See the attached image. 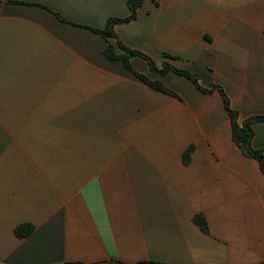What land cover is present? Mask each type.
I'll list each match as a JSON object with an SVG mask.
<instances>
[{
  "label": "crops",
  "instance_id": "obj_1",
  "mask_svg": "<svg viewBox=\"0 0 264 264\" xmlns=\"http://www.w3.org/2000/svg\"><path fill=\"white\" fill-rule=\"evenodd\" d=\"M128 1L0 0V264H264V173L215 87L240 125L264 116V0H143L115 26L211 89L131 59L177 96L105 57L91 28ZM252 128L264 161V121Z\"/></svg>",
  "mask_w": 264,
  "mask_h": 264
},
{
  "label": "trees",
  "instance_id": "obj_2",
  "mask_svg": "<svg viewBox=\"0 0 264 264\" xmlns=\"http://www.w3.org/2000/svg\"><path fill=\"white\" fill-rule=\"evenodd\" d=\"M143 0H129L128 5L130 8V15L124 18L120 17H110L108 18L104 28L102 29H96L91 28L93 31L98 33L103 40L106 42V46L104 48V55L105 57L111 61V62H121L127 70L132 72L135 76H137L139 79L144 81L146 84H148L150 87H152L155 90L167 93L172 96H177L175 92H173L171 89L166 87L164 84H162L160 81H151L148 79L144 74H141L134 70L131 59L135 56L142 57L145 59L151 70L154 72L164 75L168 73L169 71H172L176 74L183 75L187 78H189L193 83L203 92L210 93L211 89L203 88L199 85L198 77L192 73H190L187 70L177 68L167 62H165L162 66V68H158L153 58L141 51H138L136 49H133L127 45H125L119 36L117 35L115 31V26L119 23H129L133 21L137 16V10L142 5ZM63 19V18H62ZM64 20V19H63ZM219 89L221 92L224 102H225V108L228 111L230 115L231 120V126H232V137L234 142L242 148L245 153L255 159H257L260 162L261 169L264 173V161H263V152L261 150H257L252 147V138H253V128L252 125L254 122L257 121H264V116H256L251 117L243 122L242 125L238 122V112L235 111L229 102L228 97L226 96L224 90L220 86H215ZM193 150V147H189L186 149L183 155L184 162L186 163L189 160L190 154ZM193 221L195 224L199 226V228L205 232L209 233V226L207 219L203 213H197L193 217ZM34 225L30 223H22L15 227L14 234L17 238L23 239L31 235L34 231ZM110 264H130L123 261H120L118 259H111L109 261ZM66 264H73V263H66ZM133 264H169L161 261L156 260H143L139 261Z\"/></svg>",
  "mask_w": 264,
  "mask_h": 264
},
{
  "label": "water",
  "instance_id": "obj_3",
  "mask_svg": "<svg viewBox=\"0 0 264 264\" xmlns=\"http://www.w3.org/2000/svg\"><path fill=\"white\" fill-rule=\"evenodd\" d=\"M101 264H108V262H104V263H101Z\"/></svg>",
  "mask_w": 264,
  "mask_h": 264
}]
</instances>
